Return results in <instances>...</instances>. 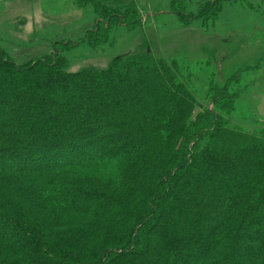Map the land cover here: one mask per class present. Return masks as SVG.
<instances>
[{"label": "trees", "instance_id": "1", "mask_svg": "<svg viewBox=\"0 0 264 264\" xmlns=\"http://www.w3.org/2000/svg\"><path fill=\"white\" fill-rule=\"evenodd\" d=\"M71 1L92 47L144 19L139 0ZM72 43L17 62L0 39V264H264V124L230 123L251 68L199 95L148 41L78 71Z\"/></svg>", "mask_w": 264, "mask_h": 264}, {"label": "rangeland", "instance_id": "2", "mask_svg": "<svg viewBox=\"0 0 264 264\" xmlns=\"http://www.w3.org/2000/svg\"><path fill=\"white\" fill-rule=\"evenodd\" d=\"M204 1L139 0L140 25L131 31L114 26L109 41L92 47L80 38L96 21L91 9L71 0H0V39L17 62L50 52L54 41L72 40L63 49L70 71L106 68L114 57L148 41L155 54L176 60L199 95L250 67L236 84L240 96L230 123L257 129L264 124V0H223L215 20L199 12Z\"/></svg>", "mask_w": 264, "mask_h": 264}]
</instances>
